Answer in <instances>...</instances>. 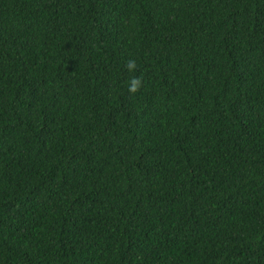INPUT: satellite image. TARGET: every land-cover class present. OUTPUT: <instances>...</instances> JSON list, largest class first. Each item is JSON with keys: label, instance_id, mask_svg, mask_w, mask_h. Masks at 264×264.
Segmentation results:
<instances>
[{"label": "trees", "instance_id": "trees-1", "mask_svg": "<svg viewBox=\"0 0 264 264\" xmlns=\"http://www.w3.org/2000/svg\"><path fill=\"white\" fill-rule=\"evenodd\" d=\"M0 264H264V0H0Z\"/></svg>", "mask_w": 264, "mask_h": 264}, {"label": "clouds", "instance_id": "clouds-1", "mask_svg": "<svg viewBox=\"0 0 264 264\" xmlns=\"http://www.w3.org/2000/svg\"><path fill=\"white\" fill-rule=\"evenodd\" d=\"M126 68L131 71L133 69L136 68V64L135 61H128L126 63ZM142 84V81L139 77H133L130 81H129V87H128V92L129 94H135L139 91V88Z\"/></svg>", "mask_w": 264, "mask_h": 264}]
</instances>
